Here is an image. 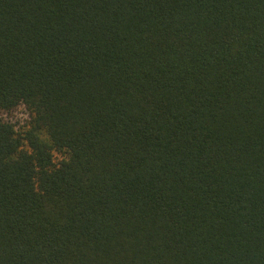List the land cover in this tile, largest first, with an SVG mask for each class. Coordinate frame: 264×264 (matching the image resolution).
Segmentation results:
<instances>
[{"label":"trees","instance_id":"1","mask_svg":"<svg viewBox=\"0 0 264 264\" xmlns=\"http://www.w3.org/2000/svg\"><path fill=\"white\" fill-rule=\"evenodd\" d=\"M0 264H264V0H0Z\"/></svg>","mask_w":264,"mask_h":264}]
</instances>
